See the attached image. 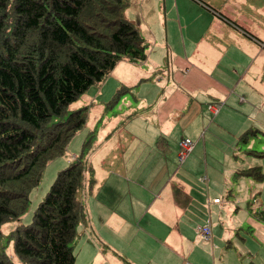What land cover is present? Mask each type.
I'll return each instance as SVG.
<instances>
[{"label": "crops", "instance_id": "1", "mask_svg": "<svg viewBox=\"0 0 264 264\" xmlns=\"http://www.w3.org/2000/svg\"><path fill=\"white\" fill-rule=\"evenodd\" d=\"M123 1L124 18L136 24L146 41V59L137 63L141 67L139 75L143 73V77L151 75L159 79L161 87L158 92L162 95L156 105L146 98L145 92L138 90L133 97L136 104L145 112L154 108L149 113L152 115L144 113L143 116L150 123L144 119L136 121L134 113L137 111H129L133 121L127 124V130L123 133L118 131L113 138V163L118 171L110 174L116 195L119 196L116 185L123 187V183L134 193L139 190L148 195L143 210L149 206L138 223V230H144L154 244V249L149 250L141 242L139 246H133L129 235L139 233L134 229L137 218L128 220L131 214L125 217V221L117 218L113 230L116 232L115 226H122L115 234L117 242L127 251L130 249L134 257L124 255V259H130L125 264H136L135 258L145 259L144 264H222V255L219 258L213 254L203 257L194 248L187 255L182 250L174 253L170 243L173 234L179 232L183 235L182 242L192 244L194 227L199 233L200 228L208 225L209 240L212 231H216L213 212L208 214V224H204V220L198 223L194 212V153L204 162L205 177L200 181H208V177L213 181L206 185L211 188L207 198L209 205L213 204L215 193L229 189L228 184L221 180L223 170H210V163L214 165L221 160L220 157L224 161L233 159L231 152L238 150L237 144L241 143L237 137L242 133L254 131L242 144L250 140L258 143L257 151L248 150L245 155H255L264 162V155L259 154L264 153V0ZM124 62L119 61L114 69ZM162 67L165 79L158 74ZM133 77L135 81L139 78ZM208 106H217V112L213 114ZM147 133L149 136L143 137ZM119 134L126 137L125 148L123 145L116 147ZM180 139L190 141L192 149L182 166L174 170ZM226 148L230 149L229 154ZM120 151L132 154V159L119 164L117 153ZM258 168L261 180L255 181L243 175L238 179V185L251 195L249 210L253 216L249 218L241 212V217H234L233 238L223 248L234 250L235 258L239 260L237 264H255V256L264 254V219L260 217L264 210V172L262 166ZM200 172L202 170L195 174ZM227 193L230 195L229 191ZM155 194L157 197L152 200ZM219 204L220 201L213 205ZM237 209L235 207V211ZM150 211L158 214V222L166 223L163 225L168 231L164 232L163 241L157 239L150 229V222L145 221ZM216 211L221 213L223 209ZM177 222L184 224L183 230H179ZM251 227L256 240L247 237L248 233L251 235ZM116 238L107 242L103 236L106 244L99 239L97 244L105 247L106 251L107 248L112 250Z\"/></svg>", "mask_w": 264, "mask_h": 264}, {"label": "trees", "instance_id": "2", "mask_svg": "<svg viewBox=\"0 0 264 264\" xmlns=\"http://www.w3.org/2000/svg\"><path fill=\"white\" fill-rule=\"evenodd\" d=\"M124 7L123 0H0V226L19 220L44 168L83 130L84 109L65 115L68 105L119 61L146 59V41ZM87 140L56 172L29 223L8 233L21 264L74 263L70 245L85 220L77 193L92 185ZM236 174L262 178L258 167ZM0 264H12L1 244Z\"/></svg>", "mask_w": 264, "mask_h": 264}, {"label": "rangeland", "instance_id": "3", "mask_svg": "<svg viewBox=\"0 0 264 264\" xmlns=\"http://www.w3.org/2000/svg\"><path fill=\"white\" fill-rule=\"evenodd\" d=\"M140 72L141 67L139 68L137 63L125 61L102 81L90 86L74 102L68 105L65 115L74 110L84 109L85 123L83 130L81 129L68 143L64 155L50 162L44 168L37 187L30 192L28 207L19 220L10 221L0 226V244L4 247V252L12 264L21 263L12 252V243L6 238L8 233L19 224L26 225L29 223L33 210L47 193L56 172L65 166L67 160L72 159L80 152V149H83L81 144L85 138L88 139L87 142H90L84 148V157L87 159L91 168L90 175L87 174L86 180L92 179V185L90 192L85 196L80 192L77 193L78 199L83 203L85 208V220L83 221L84 223L79 222L76 225L75 237L70 245L74 255L73 264H125L129 262L130 259H124V255L134 258L130 249L127 251V249L121 247L117 242L115 234H117L122 226H115L116 232L113 230V224L117 218H121L120 220L125 221V217L130 214L131 218L128 220L137 218L134 229L139 232L129 235V239L132 241L133 246H139L141 242L146 250L151 248L154 249V244L146 237L144 230H138V223L144 211H146L149 206V204L146 205L143 210L144 203L148 201V195L140 193L139 190H136L134 193L129 189L128 185L123 183V187L116 185V189L119 192V196H117L110 174L111 171H118L117 166L113 163V138L117 136L118 131L123 133L124 130H127V124L133 121L132 117L129 116V111H137V113H134L136 121L138 119H144L143 121L148 123H150L149 119L143 118L144 113H147L146 115H152L149 113L154 111L153 108L151 111L147 110L145 112L139 104H136L133 97L137 94L138 90H140L142 93L145 92L146 98L149 101H153L156 105L162 98V95L158 92L159 87H161L159 79H155L151 75L143 77L141 76L143 73L139 75ZM158 74L165 79V69L163 67ZM133 76L139 78L135 81ZM141 78L143 79L141 80ZM144 83H146V85ZM65 115L61 117L62 120L65 118ZM210 120L211 118L209 116V122ZM205 127L206 125L204 128ZM118 136L120 138L115 141L116 147H121L123 145L125 148L127 143L126 137L123 134H119ZM148 136L149 133L145 134L143 137L146 138ZM181 140L182 139H180L179 142ZM237 148L238 150L232 152L230 149L226 148L227 154L230 152L233 153V159L228 158L224 161L223 158L220 157L221 160L216 161L214 165L210 163V170L214 171L215 169L220 172L223 170V178L221 180L229 186V189L223 192L220 191V193H215V199H217L218 203L220 201L218 206L207 204V198L208 195L211 194V188L208 189L206 185L211 180L210 177H208V181H200V179L205 177L203 176L204 162L202 157L200 159L199 155L194 153V180L196 181L194 182V190L196 191L194 197V212L197 214L198 223L204 220V224H208V214L213 212V223L216 231H212L209 240L204 239L200 233H196L197 228L194 227V239H191L192 244H187L185 241L182 242L183 235L176 232L173 234L170 243L172 252L180 253L184 251V254L187 255V252L194 248V251L199 255H203V257H206L207 254L210 257L211 254H213L219 258V255H222V264H237L239 262V260L235 258L234 250H224L223 248H226L228 245L227 242L233 238V230H231V228L234 226V217H241V212L246 213L249 218H252L253 214L251 213L252 210H249L251 206V195L248 190L243 189L240 184L238 185V179L241 175L236 174V172L248 167L252 168L259 166H262L264 172V162L255 155L246 156L244 153L248 150L257 151V142L253 143L250 140L245 145L237 144ZM260 148L262 147L260 146ZM262 149L264 150V148ZM117 156L120 159L119 164H123L128 159H132L133 155L120 151L117 153ZM181 163L176 159L174 170L178 169V167L180 168L182 166ZM200 170H202V172L196 173V175L195 172H199ZM121 174H124V169L121 171ZM211 183H213V181H211ZM262 183L264 184V181ZM228 191L230 195H228ZM153 196L154 198H152V200H155L157 195L155 194ZM134 202L135 204L133 205ZM132 205L136 208L132 207ZM207 205H209V208ZM235 207L238 208L236 211ZM217 209H223V211L218 213L216 211ZM146 218L145 221L150 222V229H152L153 233L157 236V239L163 241L165 236L164 232L168 231L163 225L166 223L164 222L162 224L160 223L161 221L158 222L159 216L154 211H150ZM229 220L230 224H228ZM176 224H178L179 230H183L185 227L184 224L179 222ZM156 225L157 228L155 229ZM252 229L253 227H251V230ZM231 232L232 235L230 236ZM254 233L255 231L253 229L251 235L248 233L247 237L256 240L257 237ZM103 236L107 242H111L113 238H116V241L112 243V250L107 248L108 251H106L105 247L102 248L97 244L98 239L104 242L102 240ZM215 239H217V242ZM124 246L127 248L126 245ZM261 254L262 255L255 256V264H264V254ZM165 259L166 258H164V260ZM134 260H136V264H144L143 262L145 259L135 258ZM184 261H186V259Z\"/></svg>", "mask_w": 264, "mask_h": 264}, {"label": "built area", "instance_id": "4", "mask_svg": "<svg viewBox=\"0 0 264 264\" xmlns=\"http://www.w3.org/2000/svg\"><path fill=\"white\" fill-rule=\"evenodd\" d=\"M209 111H211L213 114H215L218 110L217 106H208L207 108ZM179 151H178V162L181 163L185 157L187 156V154L191 151L192 149V143L188 140H183L181 141L179 144ZM213 204H217L218 201L217 199L212 201ZM199 233L203 236L204 239H208L209 238V229L208 226H204L202 228L199 229Z\"/></svg>", "mask_w": 264, "mask_h": 264}]
</instances>
